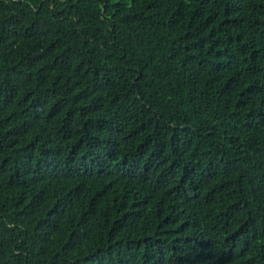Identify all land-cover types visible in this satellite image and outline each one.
Returning <instances> with one entry per match:
<instances>
[{"label":"trees","instance_id":"1","mask_svg":"<svg viewBox=\"0 0 264 264\" xmlns=\"http://www.w3.org/2000/svg\"><path fill=\"white\" fill-rule=\"evenodd\" d=\"M0 264H264V0H0Z\"/></svg>","mask_w":264,"mask_h":264}]
</instances>
